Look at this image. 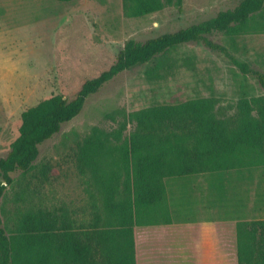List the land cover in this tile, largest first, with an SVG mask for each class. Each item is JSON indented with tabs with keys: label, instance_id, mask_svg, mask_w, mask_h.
Returning <instances> with one entry per match:
<instances>
[{
	"label": "rangeland",
	"instance_id": "1",
	"mask_svg": "<svg viewBox=\"0 0 264 264\" xmlns=\"http://www.w3.org/2000/svg\"><path fill=\"white\" fill-rule=\"evenodd\" d=\"M240 1L183 0L179 8L176 0H165L162 9L137 16L126 0H0V158L18 137L25 110L52 96L72 98L84 81L110 67L129 40L144 42L201 23ZM212 39L264 72V32L216 34ZM260 96L264 90L252 76L202 43L179 45L121 73L40 146L29 171L13 174L14 182L0 200L3 226L11 233L25 214H61L63 206L76 212L77 219L91 221L94 208L78 169V154L80 143L95 128L112 132L127 125L128 137L135 128L129 114L135 111L207 98L214 100L216 115L227 119L239 103ZM257 162L255 167L198 175L228 176L233 190L241 176H257L263 192L264 159ZM183 198L187 201L177 200L175 218L198 216L199 211L184 205L189 196Z\"/></svg>",
	"mask_w": 264,
	"mask_h": 264
},
{
	"label": "trees",
	"instance_id": "2",
	"mask_svg": "<svg viewBox=\"0 0 264 264\" xmlns=\"http://www.w3.org/2000/svg\"><path fill=\"white\" fill-rule=\"evenodd\" d=\"M126 1L142 16L162 9L165 0ZM176 4L181 8L183 0ZM263 11L264 0H241L201 23L144 42L129 40L110 67L84 81L72 98L52 96L25 110L18 137L0 158V200L13 174L29 171L40 146L78 116L91 96L179 45L202 43L226 55L264 90V72L212 39L264 32ZM128 120L135 124L128 137L127 125L112 132L95 128L80 143L78 169L94 208L91 221L63 206L61 214L29 212L8 233L0 217V264H138L135 228L165 216L167 179L255 167L264 159V96L239 103L227 119L216 115L214 100L207 98L141 109ZM237 247L239 264H264V220L239 222Z\"/></svg>",
	"mask_w": 264,
	"mask_h": 264
},
{
	"label": "crops",
	"instance_id": "3",
	"mask_svg": "<svg viewBox=\"0 0 264 264\" xmlns=\"http://www.w3.org/2000/svg\"><path fill=\"white\" fill-rule=\"evenodd\" d=\"M264 179V176H263ZM224 175L185 176L166 180L165 216L135 228L138 264H239L237 224L264 220V190L253 175L231 188ZM198 216L176 219L177 200ZM262 204V205H260Z\"/></svg>",
	"mask_w": 264,
	"mask_h": 264
}]
</instances>
